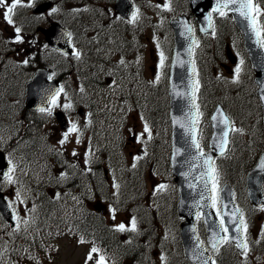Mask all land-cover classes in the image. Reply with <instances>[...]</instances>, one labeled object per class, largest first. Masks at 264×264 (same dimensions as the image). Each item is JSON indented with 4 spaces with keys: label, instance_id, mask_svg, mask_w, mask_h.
<instances>
[{
    "label": "rangeland",
    "instance_id": "374dc122",
    "mask_svg": "<svg viewBox=\"0 0 264 264\" xmlns=\"http://www.w3.org/2000/svg\"><path fill=\"white\" fill-rule=\"evenodd\" d=\"M29 1L30 0H22L21 5H19L18 7H25L27 5V2ZM11 2L12 0H8L6 1V4L10 5ZM166 2L169 3L170 10L163 9L162 6ZM134 3L137 7L136 10H138V19L134 22V26H131L129 28L134 27V35H136V30L139 29H142L143 33H141V35L139 34L142 41L139 40L138 45L134 41V51L132 52V54L117 53V50H115V48L111 45L108 47V49L106 47L108 36L105 28H107V26L111 24V22L120 21V19L113 13L112 4L109 0H67L65 5L54 8L56 9V11H51L54 12L53 14L57 19L64 20V24L67 25V29L73 32V36L77 39L76 43L80 45L79 47L81 48V52L85 51V48L82 49V47H84L85 45L87 49H92V51L95 52L99 60H102L103 57L111 56L109 52H113L115 50L112 59L113 64L115 65L114 70H108L98 62H96L94 65L96 69V77L98 78V80L102 81L105 84L104 88H101V92H103L104 95L117 91L116 88H113V74L116 75L118 81L122 85L123 90H125L126 88L124 87L122 82H125L128 79L127 69L134 66V88L136 89V91H134V102L109 101L108 103H106L107 107L105 110L107 122L112 126H115V129H117L118 127L117 121L122 120L123 110L133 112V126L132 128L127 130L126 128H124L123 131L120 129L117 130L120 141L121 139H123L121 147H119L120 145L118 146V143L113 139L114 131L112 132L111 130H109L111 134L108 136L106 133L109 128L105 126L103 128L104 134L102 135V138L98 137L97 139V145L100 148L98 149V151L100 154H102L101 158L104 157V159L99 160V156L96 154L98 153V151L94 150L96 151V153L94 152L93 154L95 157H92L91 159L95 162H99L100 165L98 164V168L94 171L90 168L86 174L82 172V175L79 176L82 178L83 182V193L86 194L83 196L90 197L88 206L91 207L92 204L98 201H100L105 206H108V210L104 214V219L115 229L121 223L124 224L126 228H131V222L134 216V195L140 197L147 204L149 200L154 202V199L160 194V197H158V208L161 209L156 212H158V214L160 215L161 222L164 223L165 227L161 225V228L158 229V235L154 237L153 245L148 246V254L151 260L156 264H164V250L168 249L171 251L174 244V233L170 225L168 224L172 221V217H170V210L173 203L172 193L174 191L169 185L170 180L168 181L167 179L168 175L162 160L165 154V131L163 119H161V111L163 103H165V99L162 94L161 96L159 95V91H162V88L159 87L157 94L153 95L149 99L150 101L148 105H146L144 97L141 98V95L143 93L141 92L140 88H142V90H144L146 93L147 91H150L151 89L157 88V86H159L158 80L154 78L153 73L151 72V68L155 63L156 55L158 59L157 64L159 65L161 64L160 54L165 52L168 53L171 43V32L167 27L166 22L169 18L176 17L177 15L181 14L182 6L177 5L176 2H172V0H134ZM6 11V7L0 6V24L4 34L16 39V28H19L20 32L18 35L23 36V40L25 42H27L30 37L32 38V40H35L34 44L29 43L27 46L23 47L25 49V53L29 55L32 51L38 52V50H40V46L38 41L39 39H36V31H34L33 34H27L26 32H24V28L20 26V22L23 21H14L13 17V23L9 24L4 18V14ZM72 12L75 15L67 20L66 16H70ZM21 13L24 14V12ZM263 17L264 16H262L261 18ZM130 20H128L127 22H130ZM32 22L33 24L40 23V26L47 25L45 22H43L42 18L33 19ZM222 25L227 26L226 22L221 21L219 24V29ZM102 27L104 28V30L97 34L99 29ZM230 34L232 35V33ZM238 37L239 35L236 33L231 37H228L225 41H223V48H221V51H223L225 44H227L232 49L234 55L238 57L237 64L235 66H232L233 71L235 70L236 66L240 64V57L243 55L240 46L241 41ZM90 41L91 45L88 46ZM95 42L98 44L100 43V46L95 45L96 47L93 48L92 45L94 44L92 43ZM203 45L204 47L201 48L200 51H202V49H204L205 51H202L200 55L199 51V57H211L210 53L213 52L215 54V58H217L218 60L221 58V51L219 49L217 51L212 41L204 40L202 41V46ZM209 51L210 53L208 54ZM22 54L23 53L20 54L21 58ZM46 54L47 53H41L40 55L42 57V60L44 61L48 59ZM163 55L166 58L167 54L166 56L165 54ZM53 57L55 59H51L52 64H56L57 61L63 63L57 56ZM79 66L80 64H76V67ZM240 66V74L244 76L245 80L247 77H245L243 73V64ZM78 70L82 71L83 69ZM122 74L126 75L127 78L123 77ZM216 74H218V70ZM84 77V79L90 78L91 73L88 71V73H86ZM222 77L223 74L220 78H218L219 81H222V85L219 86V91L215 98L221 95V92L224 88V92L226 93L224 95V99L230 100L231 97H229L227 94L230 92L229 85L233 84L231 82V74H225L223 80ZM241 79L243 80L242 76ZM109 86H111V88L107 89ZM106 89L107 91H105ZM244 89H247V85ZM103 103L104 102H99L101 110L103 107ZM63 104L72 105V103L69 102H64ZM149 107L152 114H150L149 112ZM227 107L229 114L235 119L234 125L237 126L236 129L240 127L242 131L247 130V134H249V130H251L250 128L253 127V124L258 119V115H256V112L251 114L249 111H246L243 106H240L241 108H236L234 103L230 104L228 101ZM153 108H155V111ZM253 110L254 108L251 109V111ZM152 115H156L155 121L153 120ZM100 123L101 119L97 118V121L94 122L93 117H91L89 130V133L91 135L89 136L88 134H86V138L88 139V142H90L91 148H93L95 145L93 135H97V131L95 130L100 126ZM145 124L148 125L150 134L144 132ZM152 126H155V128ZM34 134L35 130L32 131L33 136ZM49 136L50 137L48 140L52 145V151L55 153L56 159H54V162H51L48 168L45 170V179L43 180L45 182L48 180L50 171V174L53 175L61 183L62 181H64L69 172L72 175L76 176L78 170L82 169L83 166L75 164L72 161L59 164L58 161L67 159L69 155L65 147L59 144V140L55 142L51 140L50 132ZM78 136L80 139H82V130L78 133ZM104 136L108 137L104 138ZM132 136L134 137V142H131L130 138ZM250 137L252 140H246L247 143H242L239 139V135H237L235 140V150L238 153L239 149L241 148L244 149L246 154L247 152H253V145H255V148H257L255 149V152H257L260 149V146L264 145V136L258 133L255 128L250 133ZM59 138H62V136H59ZM154 141L157 143L158 149L155 155V160L152 161L151 155L149 157V154L147 152V146H152ZM66 147L71 148L72 144H66ZM42 152L43 151H41L38 156L39 160L40 158H42ZM136 157H141V159L137 160L135 159ZM10 160L12 163V167L15 169L12 173L15 182L12 184L7 183L6 181L0 183V190L4 194L6 201L9 203L15 214L16 224L19 225V228L26 229V227L28 226V221L29 223L31 222L33 216L35 215L36 209L35 205L33 204L34 192L32 191V188L35 186H42L41 189L47 192H50V188L48 187V183H41L42 180L39 177L40 170H35V166L30 167L29 165H25L22 161H19L17 157L15 159L10 158ZM32 161H34V159H32ZM134 163L136 165L135 167H133ZM138 164H142L143 167H138ZM104 167L106 168L105 170ZM102 170L105 171V174L104 172H102ZM152 170L156 171L154 172ZM87 174L90 180L92 177L96 178L94 184L91 185L88 183V178L86 177ZM163 175H165V177H163ZM131 178L133 181L129 180ZM233 178L234 184L238 185L240 181V173H236ZM78 184L81 183L78 181ZM161 185H163L164 187L160 188ZM63 191H65V189H63ZM17 193H19V197H17ZM154 196L156 197L154 198ZM64 201H67V199H64ZM129 201H131V204ZM41 203L42 205H44V207L46 206V203L42 201ZM114 203H119L120 208H111V205H113ZM52 206V209L49 208L50 210L47 209L48 206H46V209L42 210L43 213L44 211L49 212V215H47L48 218L52 216V210L56 209L58 207V204ZM113 209L115 210V212L112 211ZM263 213L264 212H258L251 216L247 223L248 232H252V230L254 229L259 230L261 228V225L263 224V219H261V216L263 215ZM113 216L115 218H113ZM148 216L149 215H146L145 218H147ZM149 223L150 221H147L148 227ZM1 227L2 225L0 223V228ZM137 230L138 229L129 231L134 232L136 235ZM119 232L121 233V231ZM142 232L143 228H141L140 233L135 237L141 238ZM253 237H255V235ZM39 243H41V241H39ZM44 244L46 245L48 244V242H44ZM53 245L56 264H84L83 258L87 246L76 241H71L66 237H62L58 241H54ZM51 252L53 254V249L50 245H48L47 250H44V248L40 244L37 251L35 252L36 258L33 259V264H45V258L42 259L39 257L45 255L50 256ZM249 253L250 255L246 256ZM249 253H245L244 256L241 257L242 264H264L261 259L256 261L254 260V257L257 256L256 252L250 251ZM50 262L51 260H48L47 264H49ZM20 264H30V262L29 260H22Z\"/></svg>",
    "mask_w": 264,
    "mask_h": 264
},
{
    "label": "water",
    "instance_id": "95a60500",
    "mask_svg": "<svg viewBox=\"0 0 264 264\" xmlns=\"http://www.w3.org/2000/svg\"><path fill=\"white\" fill-rule=\"evenodd\" d=\"M192 13L198 22L199 31L207 33L210 31L208 21L205 17L208 15V9L215 7L216 0H188ZM47 5L39 8L38 11L45 10ZM121 16H128L133 11L131 4L127 0H118L115 6ZM235 24L240 29L244 40V49L248 53L249 60L252 63L256 73L261 75L256 79L261 90L258 91L260 101L264 108V54L260 47L254 43V37L246 32L239 17L234 18L235 14L231 12ZM170 26L173 29V52L169 72V91L170 98L169 116L171 120V157L170 168L174 183L178 193V213L186 220L181 226V240L184 247V255L190 264H210V257L205 252L200 242L197 240L194 231V220L200 210L205 227L208 246L213 249V240H219L222 237L219 222L211 208V191L210 185L212 180L209 179V164L212 165L214 157H218L225 152L227 143L223 146L224 151L221 153V137L223 124H220V113L222 109L217 107L210 118L212 136L209 140L211 151L208 154H201L197 148L192 146L191 133L188 132L187 126L190 123V116L197 115L193 104L194 78L192 75V59L189 48L193 46L195 40L192 34L187 31L192 27L186 17H179L178 20L171 21ZM205 29L206 31H202ZM47 43L60 51L70 53L67 33L53 25L51 29L43 31ZM46 73L37 71L33 80L27 85V99L29 106L34 102H41L33 98L35 92L41 89H51L53 83L46 82ZM49 93L47 94V97ZM224 114V113H223ZM213 116L217 119L213 120ZM184 124L185 127H181ZM195 136L197 139V129L195 125ZM228 139V138H227ZM209 158H211L209 160ZM264 157L261 158L257 167L251 171L248 179L249 198L253 203L261 205L264 199ZM213 167V166H212ZM222 219L228 229L230 241L236 244L237 239L241 240L240 231H236V223L239 221L238 213L233 209L230 200V194L227 189L221 192ZM2 203L0 202V205ZM102 211V208H97ZM231 221V223H230ZM214 233L217 235L214 236ZM242 241V240H241ZM237 248V247H236ZM241 250V248H237Z\"/></svg>",
    "mask_w": 264,
    "mask_h": 264
},
{
    "label": "trees",
    "instance_id": "16d2710c",
    "mask_svg": "<svg viewBox=\"0 0 264 264\" xmlns=\"http://www.w3.org/2000/svg\"><path fill=\"white\" fill-rule=\"evenodd\" d=\"M10 57L12 59L11 54ZM26 61L27 63H25V61H14L12 59V61L9 60L2 65L0 64V107L10 106L9 100L11 99V92L13 90H18L20 86L23 85L29 74V71L31 72L33 68L36 67V63L33 61V59L27 58ZM22 68L25 70V72L18 74V69ZM7 113L11 114L9 111H7ZM31 123H34V121L31 120ZM28 133L34 137L30 132ZM29 138L30 137L27 136L26 140ZM85 202L86 199L81 200L80 198L75 201L72 207L64 205L62 208L59 206L52 210L53 214L50 218L47 217L49 212L44 211L43 213V211H41L37 221L35 222L37 226L36 230L31 229V231H29L31 232L30 235L26 236L23 244L21 243L16 245L19 250V247H24V242H27L26 246L30 252L28 253V256H25L22 259L25 261L29 260L30 264H33V258L35 252L37 251V246L35 244V242H37L36 238L39 239L38 234H42L45 235V237L48 235H66L72 239H81L84 240V242H88V244L91 245V249L93 247L97 248L98 254H110L113 260L119 261V259L115 258L114 256L118 257L120 254V259H128L131 264H135V261L145 264V262H142L141 260L146 259L144 256L146 248L150 245H153L154 237L157 236L156 232H154L155 227L153 228L154 222L152 221L153 226L149 223L148 229L143 231L139 240L135 237L133 238L132 235L129 237L131 239L127 240L125 239L128 238L127 233L123 234V236L119 234L114 228H112L110 224L105 222L102 216L94 213L92 210L86 209ZM47 205L49 207L51 206L48 203ZM134 241H138V244L133 245L129 243H134ZM22 252L17 253V255H21ZM39 258H45V264H47L48 260H51V258L46 255L40 256ZM19 259L20 257L18 258V261ZM53 262L56 263V261ZM179 262L181 264H186L181 258L179 259ZM125 263V261H122V264Z\"/></svg>",
    "mask_w": 264,
    "mask_h": 264
},
{
    "label": "snow or ice",
    "instance_id": "6c2138e0",
    "mask_svg": "<svg viewBox=\"0 0 264 264\" xmlns=\"http://www.w3.org/2000/svg\"><path fill=\"white\" fill-rule=\"evenodd\" d=\"M22 0H12L11 4L8 5L6 4V0H0V6L6 7L7 11L4 14V18L5 20L11 24L13 23L12 20V13L14 11V9L17 8V6L21 5ZM159 6V5H158ZM163 9L165 10H170V6L169 3H165L163 6ZM53 11H56V9H53ZM232 12L235 14L234 18L239 17L242 26L244 27L246 32H249L255 39H254V43L256 45H258L261 48H264V20L261 19L262 16H264V11L261 10L260 6L258 3L255 2V0H216V4L215 7L212 9L211 12L208 13V15L205 17V19L208 21V27L209 28H213L214 30V25L212 22V15L213 13H217L219 14V16L224 17L228 15V12ZM138 19V10L134 11L132 13V22L134 23L136 20ZM187 31L189 33H191V28H188ZM202 31H206L205 29H202ZM16 32H17V36H16V40L20 41L21 37L18 35L20 32L19 28H16ZM214 34V31H213ZM194 44L198 45V41H193ZM192 51V48H189V52ZM75 55L77 56V58H79V53H75ZM161 55V67L163 66L164 63V55L163 53L160 54ZM243 60L240 61V64H238L234 70L235 72V81H238L239 79V74L241 72V66L243 64ZM25 63H27V61H25ZM193 71H194V66H193ZM159 79V76H157V80ZM196 90H198V81L196 82ZM63 89H59L54 95L51 96L50 99V104L51 107L48 108H44L41 107L40 109H38L40 112H47L48 115L52 114V108L57 106V98L60 95V92H62ZM262 99H264V97H262ZM71 105L67 104L65 105V108H70ZM198 109V105L196 106ZM198 115H202L197 113V115H191L190 116V123L187 126V130L189 133H191V141H192V146H194L195 148L199 149L200 145L196 139L195 136V125L198 123ZM220 124L224 125V128L222 129V137H221V144H220V148H221V153H223L224 151V145L227 143V138L229 135L230 131H240L239 129H235L234 127H232L231 125V121L228 119L227 116H225L223 113H220ZM213 120H216L217 117L213 116L212 118ZM181 127H185L184 124H181ZM73 132H78L77 126L73 123L71 125V127L68 129L67 132H65L63 134V139L60 141L61 144H64L70 133ZM144 132L145 133H149L150 134V129L148 128V125L145 124L144 126ZM139 139V138H138ZM79 136L77 137V143H79ZM202 154V153H201ZM73 155H75V152H73ZM135 159L139 160L141 159V157H136ZM211 158H209L210 160ZM9 165H11V161H8ZM135 163L133 164V167H135ZM261 168H264V163L261 164ZM209 169L211 170L210 173H206L207 175H209V179L212 180L213 182H215L216 180V171L215 169L212 167L211 164H209ZM14 168L13 167H9L7 172H4L2 174V179L4 181H6L9 184L14 183V179L12 176V173L14 172ZM164 186L161 185L160 188H163ZM17 197H19V193H17ZM113 212H115V210H112ZM113 218H115L113 216ZM231 223V221H230ZM241 226H243V231L246 233L247 231V225L244 222V220L241 218L237 223H236V231H241ZM220 227L224 232H227L228 229L224 226V221L221 218V222H220ZM136 228V222L135 219L132 220L131 222V228H126V226L124 224H119L116 228L117 231H134ZM217 234L214 233V236H216ZM262 235H264V233H262ZM84 241L81 240V243H83ZM230 242V238L228 236H224V237H220L219 240H213L212 242V247L213 249H217L218 250V244L220 243H229ZM236 247L237 248H243L245 253L247 252V243L244 241H241L239 239H237L236 241ZM98 249L93 247L88 255V259L91 260L93 259V253H97ZM163 259V257H162ZM96 264H104V257L101 256L99 260H97ZM204 264H207V261L204 262ZM213 264H215V262L213 261Z\"/></svg>",
    "mask_w": 264,
    "mask_h": 264
},
{
    "label": "flooded vegetation",
    "instance_id": "af4514ba",
    "mask_svg": "<svg viewBox=\"0 0 264 264\" xmlns=\"http://www.w3.org/2000/svg\"><path fill=\"white\" fill-rule=\"evenodd\" d=\"M74 45L77 46L76 41L74 42ZM66 115V113H65ZM66 121H67V127H68V123L69 126L71 127V125L74 123L77 126V129H81L82 126L84 128V125L88 124V117L83 113L82 115H80L79 113L77 114V116H70L69 118L67 116H65ZM66 130H59L58 128L53 127V134L55 136H57V139H59V136L65 132ZM87 149V140L85 137V133H84V143H83V151H85ZM81 158H84L82 156H80ZM87 157V156H86Z\"/></svg>",
    "mask_w": 264,
    "mask_h": 264
},
{
    "label": "bare ground",
    "instance_id": "6f19581e",
    "mask_svg": "<svg viewBox=\"0 0 264 264\" xmlns=\"http://www.w3.org/2000/svg\"><path fill=\"white\" fill-rule=\"evenodd\" d=\"M17 8H18V6H17ZM241 49H244V42H241ZM98 146V145H97ZM98 148H99V146H98ZM100 149V148H99ZM150 155H151V159H152V161H154L155 160V155H156V153H154V152H151V153H149V157H150ZM173 189V188H172ZM173 191H174V189H173Z\"/></svg>",
    "mask_w": 264,
    "mask_h": 264
}]
</instances>
